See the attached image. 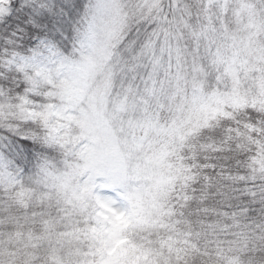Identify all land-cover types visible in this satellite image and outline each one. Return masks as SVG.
I'll use <instances>...</instances> for the list:
<instances>
[{
    "label": "snow or ice",
    "instance_id": "obj_1",
    "mask_svg": "<svg viewBox=\"0 0 264 264\" xmlns=\"http://www.w3.org/2000/svg\"><path fill=\"white\" fill-rule=\"evenodd\" d=\"M0 264H264V0H0Z\"/></svg>",
    "mask_w": 264,
    "mask_h": 264
}]
</instances>
